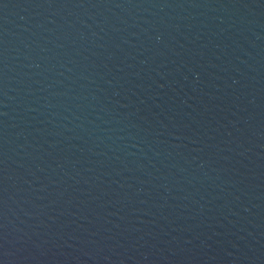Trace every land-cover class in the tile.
I'll return each instance as SVG.
<instances>
[{"label":"water","instance_id":"95a60500","mask_svg":"<svg viewBox=\"0 0 264 264\" xmlns=\"http://www.w3.org/2000/svg\"><path fill=\"white\" fill-rule=\"evenodd\" d=\"M0 264H264V0H0Z\"/></svg>","mask_w":264,"mask_h":264}]
</instances>
